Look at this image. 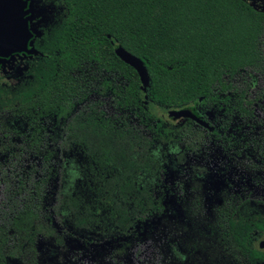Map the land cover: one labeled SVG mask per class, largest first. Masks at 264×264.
I'll return each mask as SVG.
<instances>
[{"label":"trees","instance_id":"trees-1","mask_svg":"<svg viewBox=\"0 0 264 264\" xmlns=\"http://www.w3.org/2000/svg\"><path fill=\"white\" fill-rule=\"evenodd\" d=\"M42 1L52 21L33 40L39 53L0 79V132L15 145L3 148L0 164V264H39V246H59L65 233L128 237L138 216L160 210L144 183L162 168L155 143L211 144L225 160L244 164L255 184L264 178V117L255 112L262 92L254 91L264 78L263 9L247 0ZM117 45L144 62L146 88L116 56ZM92 94L110 97L112 115L98 101L74 111ZM181 108L213 130L162 117ZM8 116L24 122L22 133L8 130ZM48 116L63 121L61 156L78 171L53 212L46 205L52 151L29 155L24 147L25 161L21 156L22 144L51 137L42 125ZM252 194L224 198L210 226L229 237L242 263L264 264V203Z\"/></svg>","mask_w":264,"mask_h":264},{"label":"rangeland","instance_id":"rangeland-1","mask_svg":"<svg viewBox=\"0 0 264 264\" xmlns=\"http://www.w3.org/2000/svg\"><path fill=\"white\" fill-rule=\"evenodd\" d=\"M247 1L253 6L251 0ZM47 7L50 8H44ZM255 8L264 10V4ZM263 85L264 78L259 76L254 91ZM96 101L107 115H112L114 109L110 97L97 94L90 95L74 111ZM256 114L264 116V93L256 105ZM162 117L168 119V112L162 113ZM2 121L3 118L0 119L1 128ZM5 124L14 132L22 133L25 128L24 122L13 116L5 118ZM63 124L56 116H48L42 125L51 137H45L42 144L37 142L31 148L22 144L23 161L24 147L29 155L38 151L40 156H45V149L52 151L53 166L46 198L50 209L56 206L62 194L70 190L78 174L75 163L61 156L59 144L65 132ZM147 135L151 137L149 132ZM7 144L0 132V164L7 161L3 148L11 150L15 147ZM153 148L162 168L157 177L144 183L151 188L160 210L140 218L132 211V215L138 217L128 237L111 230L96 238L78 232H64V241L59 246H39V264H245L235 257L229 237L224 235L221 238L210 224L214 209L233 193L251 192L264 203V178L257 177L255 184L249 180V171L244 164L225 160L223 153L211 144L155 143ZM53 223L57 231H64L57 215L53 216Z\"/></svg>","mask_w":264,"mask_h":264},{"label":"water","instance_id":"water-1","mask_svg":"<svg viewBox=\"0 0 264 264\" xmlns=\"http://www.w3.org/2000/svg\"><path fill=\"white\" fill-rule=\"evenodd\" d=\"M32 5L33 0H0V65H4L14 53H39L33 44V37L38 36L39 32L29 26L33 13ZM114 52L118 58L136 70L143 88H146L149 76L144 62L121 45H117ZM168 117L189 118L209 131L213 129L207 120L190 108L170 110ZM258 247L264 249V238L259 240Z\"/></svg>","mask_w":264,"mask_h":264},{"label":"flooded vegetation","instance_id":"flooded-vegetation-1","mask_svg":"<svg viewBox=\"0 0 264 264\" xmlns=\"http://www.w3.org/2000/svg\"><path fill=\"white\" fill-rule=\"evenodd\" d=\"M45 5H42V4ZM46 6H49L48 4H46L45 2H43L42 0H33V5H32V18L29 21V26L35 28L38 32L39 35L38 36H34L33 40L35 37H40L42 35L43 30L48 26V24L52 21V15H51V8H44ZM48 10V12H47ZM32 55L29 54H24L22 52L20 53H14L12 55V57L4 64V65H0V79L1 81H8L11 77L12 74L21 67L22 64H24V60L26 58H30ZM1 77H4L3 80ZM5 79V80H4ZM258 82V81H257ZM257 82L255 83V85L257 84ZM264 86V85H263ZM262 87L259 88L258 91L262 92V96L258 99V101L255 104V112H256V105L258 104V102L262 99L263 97V93H264V89L263 91L261 90ZM255 87V86H254ZM198 116L202 117L201 115L197 114ZM259 116V115H258ZM264 117V116H262ZM170 118V117H169ZM182 119V118H181ZM205 119V118H203ZM175 120H180V119H175ZM206 120V119H205ZM209 122V121H208ZM210 124V123H209ZM211 125V124H210ZM201 126V125H200ZM212 126V125H211ZM203 127V126H201ZM205 130H207L205 127H203ZM213 130V129H212ZM209 131V130H208ZM211 131V130H210ZM264 207V205H263ZM264 238V236L262 237ZM261 238V239H262ZM259 239V240H261ZM259 242V241H258Z\"/></svg>","mask_w":264,"mask_h":264},{"label":"snow or ice","instance_id":"snow-or-ice-1","mask_svg":"<svg viewBox=\"0 0 264 264\" xmlns=\"http://www.w3.org/2000/svg\"><path fill=\"white\" fill-rule=\"evenodd\" d=\"M251 3L253 4L254 7H260L261 4H264V0H260L259 3H257V0H251Z\"/></svg>","mask_w":264,"mask_h":264}]
</instances>
